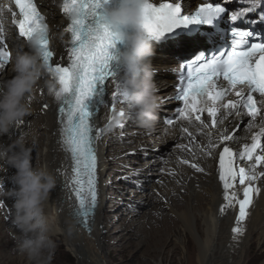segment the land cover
<instances>
[{
	"label": "bare ground",
	"instance_id": "bare-ground-1",
	"mask_svg": "<svg viewBox=\"0 0 264 264\" xmlns=\"http://www.w3.org/2000/svg\"><path fill=\"white\" fill-rule=\"evenodd\" d=\"M39 1L50 23L51 46L57 52V60L66 63L71 37L65 31L69 18L62 11L63 0ZM156 2H159V0H156ZM173 2H176V0H173ZM179 2L181 4L186 3L187 6H191V3H196L193 7L194 9L199 7L200 3H207V0H179ZM12 5L16 9L13 3ZM2 8L4 11L0 13V23L4 27L3 37L8 49L12 52L9 63L3 69H0V81H6L15 75L11 70L15 54L21 50L28 51L29 49L27 41L19 36L18 29L13 24V20L20 17L13 15L12 11H8L10 0H7V3ZM60 33H63V40L59 38ZM199 42L203 45L204 40L195 39L193 41L191 38H182L177 42H171L169 45L163 46L162 50H158L159 47L155 44L156 52L152 57L151 63L153 68L158 70V73L154 75L158 108L156 112L157 119L151 127L142 126L138 121L135 110L125 101L117 100L115 109H113L111 93L115 90V85L111 80L106 81L105 93L100 96L101 101H99V106L94 111L95 114L92 118L94 132L99 133L97 137V155L100 157L101 168L99 170V165V171L97 172L99 199L90 216V229L82 225L83 218L75 212L78 208V201L75 198L70 180L73 161L62 142L59 102L55 100L53 94L49 93L46 86V81L52 80V77L47 72L41 77L31 94L34 100L29 102L33 104L35 109L29 110L28 114L23 118L24 122L18 123L10 133L0 135V149L6 150L8 155H11L16 140L21 136H24L26 140H31L32 143L27 144L31 148L33 143H38L40 155L37 158L38 160L34 162H41L43 168H46L56 176L57 181L55 188L51 191L44 205L46 223L49 225L50 234H62L69 250L78 256H85L91 251L97 257L102 256L104 264L109 263L104 255L108 245L115 240L114 234L116 231H114V228L119 220L118 217L107 213L109 210L107 202L110 198L108 190L110 187L111 169L112 164L117 160L112 154L113 145H120L124 142H138L144 151L148 150L145 152L155 155L157 154L154 151L155 148L163 142L172 139L176 141V145L172 154L168 155L170 157L152 161V164H159V168L163 170V176L167 180L166 188L161 197L151 199L148 197V203L154 204L151 207L152 213L147 219L145 218L146 220L140 222L139 228L129 230L128 227L127 235L129 236V241L139 237L140 234L143 235L141 239L139 238V241L133 243L136 248L141 247L142 255H144L137 264H242L247 255L251 254L254 249L257 235L263 240L264 245V176L253 182L261 188V194L254 197V202L249 209V215L246 221L242 223L244 232L242 235L234 236L232 228L236 226L235 217L238 214V207L228 210L223 215L219 211L221 204L224 203L222 183L218 179L219 152L222 151V145H220L219 141H216L215 135H213L211 139L218 144V147L213 150L212 155H207L209 136L200 130L198 127L199 122L193 120L192 123H189L186 120L177 119L176 109L178 104H175L174 101L176 91L171 85L173 75L168 71L165 73L164 70H169L177 65L184 53L193 52L198 47L200 48ZM119 67L121 68L120 64ZM167 99L169 100L165 102ZM45 104L49 107L44 108ZM167 105L170 107L168 112L165 109ZM243 112H246V110L242 109L240 117L235 115L228 116L216 128L212 129L214 134L227 132L233 135L234 138L227 143L234 153L242 151L245 144H250L252 134L259 130V119L253 121L256 126L249 129L250 117L244 115ZM163 114H165L164 117H162ZM32 115H36L39 118L37 121H40L43 133L38 138L40 132L33 131L32 135L34 136L27 139L30 124L28 120ZM206 116L207 113H204L201 118L204 119ZM169 121L173 123H169ZM208 122L210 123V120ZM185 127L188 128V132L192 134L191 136L183 131ZM137 132L138 134H136ZM136 138L142 139L137 140ZM179 145H185L186 149L178 147ZM35 153L37 152H31V157ZM258 155H264L263 148L260 149ZM127 157H125V161ZM184 160L189 161V163H182ZM251 163L253 162L248 161L246 158H237L234 162V167L237 169L240 167L248 168ZM192 164H197L204 171H196L191 166ZM15 171V168L9 166L7 155L0 154V186L5 191L13 187L11 177ZM256 172H264V162L257 166ZM242 187L237 182L236 191L240 193L241 198ZM182 192L184 193L181 195ZM125 198L130 197L127 196ZM162 201L166 202L162 203ZM13 202L14 200L10 196L0 197V251L6 250V252L4 251L6 255H10H8L7 260L2 261L3 264H17L18 262L13 255L19 250L18 242L21 233L18 231L17 237L13 235V218L10 216L11 212L14 214V209H12ZM130 202L123 201V204L132 206ZM163 206H169V212L173 218L169 216V213L161 211ZM9 210L11 211L10 213ZM51 210L56 212L54 218L51 219L53 221L50 220L48 214ZM133 211V214H138L137 209ZM73 212H75L74 218L77 219L78 226L85 233L78 230L77 225L72 221ZM144 216L142 215L143 219ZM178 224L187 233L186 238L188 240L184 242L177 238L179 233L176 234L175 226ZM190 236L197 241L195 242V251L190 250ZM177 241L180 246L183 244L186 250H184V256L179 260L176 257V254L179 253ZM130 243L132 244V242ZM18 253L21 252L19 251ZM44 254L43 250L42 255ZM21 255L23 256L22 261L24 263L28 262L29 256L23 252ZM82 260L84 259L82 258Z\"/></svg>",
	"mask_w": 264,
	"mask_h": 264
},
{
	"label": "snow or ice",
	"instance_id": "snow-or-ice-1",
	"mask_svg": "<svg viewBox=\"0 0 264 264\" xmlns=\"http://www.w3.org/2000/svg\"><path fill=\"white\" fill-rule=\"evenodd\" d=\"M14 2L19 9L20 18L14 19L13 24L18 28L19 36L29 41L37 30L43 36L41 60L47 65V73L56 85L49 93L59 102L62 142L73 161V175L70 180L78 201L76 214L87 223L90 213L98 203V161L93 140L99 133L94 132L92 118L95 113L89 111L86 101L103 93L106 81L109 80L115 85V90L111 93L113 109L117 100L125 101L122 70L119 64L116 69L111 64L112 61H117V56L111 49L115 48L119 40L103 19L109 0H63L62 11L69 18L65 31L71 37L66 63L53 62L54 53L49 48L47 25L35 0ZM249 2L251 6L245 12L255 11L262 0ZM3 11L0 8V13ZM145 11L150 13V18L144 27L155 42L177 40L181 37L195 41L200 36L211 39L214 33L202 32L201 26H210L218 31V22L226 8L220 3H200L194 12L184 14L179 0H148ZM243 14L244 12H234L230 20L237 21ZM261 19H264V13L261 14ZM3 31V24L0 23V41L4 39ZM231 36L229 49L220 50L218 54L214 53L210 57L200 52L180 65L181 69L186 68V74L182 72L180 75L175 99L183 102V107L177 109L178 118L189 123L193 120L199 122L200 130L209 136L207 155H212L213 150L218 147L211 139L213 135L222 145V151L219 152L218 179L222 183L224 203L219 211L223 215L238 207L236 226L232 228L234 236H238L244 232L242 223L249 215L254 197L261 194V188L253 182L264 176V172H256L257 166L264 162V155L256 154L258 149L264 147L261 144V139L264 138V112L257 106V99L253 95L258 93L264 98V35L233 26ZM10 58L11 53L0 48V69L5 67ZM221 78L227 82V88L218 84ZM232 91L238 99H227L225 102L228 92ZM261 105L264 106V99L261 100ZM48 107L47 104L44 105V108ZM242 109H246L243 114L250 117L249 129L256 126L253 121L259 119V130L252 134L250 144H245L242 151L234 153L227 143L234 138L233 135L227 132L214 134L212 129L228 116L240 117ZM204 113L207 116L202 119L201 115ZM183 131L189 136L192 135L186 127ZM178 147L186 149L185 145ZM237 158H246L253 163L248 168L237 169L234 167ZM182 163L188 164L189 161L184 160ZM191 166L198 172L204 171L197 164ZM237 182L243 186L242 198L236 191Z\"/></svg>",
	"mask_w": 264,
	"mask_h": 264
},
{
	"label": "clouds",
	"instance_id": "clouds-1",
	"mask_svg": "<svg viewBox=\"0 0 264 264\" xmlns=\"http://www.w3.org/2000/svg\"><path fill=\"white\" fill-rule=\"evenodd\" d=\"M147 3L148 0H118L115 7L104 9L103 19L124 45L117 61L122 68L125 102L135 110L142 126L151 127L157 119L158 96L155 69L151 63L155 42L144 27L150 18V13L145 11ZM42 38L39 30L32 34L27 41L29 50L15 54L11 69L15 75L0 81V135L10 133L23 121L29 112L26 98L48 72L47 65L41 60ZM47 38L49 42L52 39L48 29ZM59 38L63 40V33ZM46 86L49 91L56 87L53 80H47ZM0 154L7 155L9 166L16 170L11 177L14 187L5 191L0 186V197L7 195L14 200L12 222L21 233L18 248L36 264H43V250L52 244L47 235L44 205L56 186V176L46 168L33 167L31 148L24 136L16 140L11 155L4 149H0Z\"/></svg>",
	"mask_w": 264,
	"mask_h": 264
},
{
	"label": "rangeland",
	"instance_id": "rangeland-1",
	"mask_svg": "<svg viewBox=\"0 0 264 264\" xmlns=\"http://www.w3.org/2000/svg\"><path fill=\"white\" fill-rule=\"evenodd\" d=\"M195 4L191 3V6H187L185 3V4H182V6L185 7L186 9H189V7L193 9ZM33 100L34 99L31 95L26 98V103L29 106V110L35 109L33 108V104L31 103L33 102ZM169 104L171 105V103ZM165 109H167V112L170 111L169 105H167ZM164 115L165 114H163L162 117H164ZM38 119L39 118L36 115L30 116L28 120L30 124H29V135L27 134V139L30 137L32 138L34 136L32 135L33 131L40 132V134L38 135V138L42 135L43 130L41 129L40 121H37ZM22 122H24V119ZM136 134H138V132ZM136 139L141 140L142 138H136ZM26 141H27V144L32 143L31 140H26ZM114 145H113L112 154L115 156L117 160L114 161V163L112 164V169H111V179L109 183L110 187L108 190L110 193L109 194L110 198L107 202V205L109 206L108 207L109 210L107 211V213L118 217L119 220L117 222L116 227L114 228V231H116L114 234L115 240H113L114 244L112 242L111 244L108 245L104 256L107 258L109 262L108 264H137L139 259L140 258L142 259L144 255H142L141 247L136 248V246L133 245V243H135L136 241H139L143 237V235L140 234L139 237L133 238L132 240L129 241V236L127 235L128 227H129V230H134L135 228H139L138 225H140V222L143 220H146L150 216V214L152 213L151 207L154 204L148 203V197L151 199V198H159L162 196L166 188L167 180H166V177L163 176V173H162L163 170L159 168V164H152V161L156 159H161V158L167 159L168 157H170L168 155L172 154V151L176 145V141L172 139V140L163 142L162 144H160V146L154 149V151L157 152V154L155 155H151L145 152L148 150L144 151V149L141 148L142 146H139L138 142H124V143H121L120 145L119 144H114ZM27 146L30 147L29 145ZM38 147L39 145L37 142L33 143L32 148L30 147L31 152L33 151L37 152L31 157L32 165L34 168H37V169L43 168V164L41 162L39 161L34 162L35 160H38L37 158L40 155V149ZM119 148L121 149V151ZM125 152L126 153L128 152L127 155ZM125 157H127L126 161H125L126 159ZM123 161L125 162L122 163ZM148 161L149 162L151 161V162L149 163ZM162 179H165V180H162ZM183 193L184 192H182L181 195ZM127 196L130 198H125ZM123 201L124 202L131 201L130 205L132 204V206L123 204ZM180 201L182 202V200ZM165 202L166 201H162V203H165ZM134 209L138 210V214H133ZM7 210H8V207H7ZM169 210H170L169 206L167 207L163 206L161 209L163 213H167V214L169 213V216L173 218ZM10 212L11 211L9 210V213ZM75 212L72 213V218H73L72 221L77 225L78 230H81V232L85 233L82 230V228L78 226L77 219L74 218ZM12 213L13 212H11L10 214L11 218L14 217V214ZM146 213L148 214V216ZM48 214L51 220L54 218L56 212L54 210H51L50 213ZM142 215L143 216L145 215L144 219ZM46 225H47V235L52 241V244L50 247H47L44 249L45 254L42 255L43 264H104V258L102 256L97 257V255L91 251H89L85 256H81V257L73 253L71 250H69L67 243L65 241V237L62 234L51 235L49 225L47 223ZM179 225L180 224L175 226L176 234L179 233L178 234L179 236L177 238L180 239L181 242H184L185 240H188L186 238L187 233ZM134 226H137V227H134ZM93 228H94V225H93ZM123 229H127V230H123ZM18 231L19 229H17L13 224V235L17 237ZM260 240H261L260 236L257 235L256 245L254 246V249L252 250L251 254L247 255L246 259L244 260V263L242 264H248V262L249 264H264V255H262V253H264L263 252L264 245H263V240L261 241ZM130 242H132V244ZM195 242L197 241L193 237L190 236L189 244H190L191 251H195L196 249ZM176 243H177V246H179V253L176 254V257L179 260L180 258L184 256L186 250L183 247V244H181L180 246L178 244V241ZM110 245L113 247H111ZM4 251L6 252V250L0 251V264H3L2 261L7 260L8 257L10 256L9 254L6 255ZM19 251L20 250H18V252ZM18 252L13 255L15 258H17L16 260H18L17 264H36V261L32 259H29L28 262L24 263L22 261V258H23V256L21 255L22 252L21 251H20L21 253H18ZM82 258L84 260H82ZM166 264H169V263H166ZM177 264H180V263H177Z\"/></svg>",
	"mask_w": 264,
	"mask_h": 264
},
{
	"label": "water",
	"instance_id": "water-1",
	"mask_svg": "<svg viewBox=\"0 0 264 264\" xmlns=\"http://www.w3.org/2000/svg\"><path fill=\"white\" fill-rule=\"evenodd\" d=\"M174 106H175V105H174ZM174 106H173V107H174Z\"/></svg>",
	"mask_w": 264,
	"mask_h": 264
}]
</instances>
